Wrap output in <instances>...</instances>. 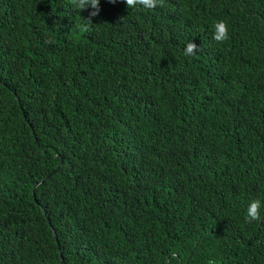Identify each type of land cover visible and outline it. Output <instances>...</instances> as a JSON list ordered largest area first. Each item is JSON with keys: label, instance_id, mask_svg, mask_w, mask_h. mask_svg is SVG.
Returning <instances> with one entry per match:
<instances>
[{"label": "trees", "instance_id": "trees-1", "mask_svg": "<svg viewBox=\"0 0 264 264\" xmlns=\"http://www.w3.org/2000/svg\"><path fill=\"white\" fill-rule=\"evenodd\" d=\"M88 15L0 0V264H264V0Z\"/></svg>", "mask_w": 264, "mask_h": 264}, {"label": "clouds", "instance_id": "clouds-1", "mask_svg": "<svg viewBox=\"0 0 264 264\" xmlns=\"http://www.w3.org/2000/svg\"><path fill=\"white\" fill-rule=\"evenodd\" d=\"M71 5L78 11L89 10L88 20L91 21L92 17L99 15L101 11V0H69ZM108 3L116 4L118 0H107ZM128 8L143 7L145 9H155L158 6H163L164 0H123ZM82 31H89V25L85 24ZM213 39L218 43H224L229 39L228 25L224 21H218L214 25ZM46 43L51 41H45ZM198 46L190 41L185 46V55H195L197 53ZM261 201L259 199L252 200L246 212V221L252 223L253 221H264V216L261 214ZM58 246V243H57ZM59 252V251H58ZM60 253V252H59ZM61 261V257L59 262ZM59 264V263H57ZM209 264H216V261L210 260Z\"/></svg>", "mask_w": 264, "mask_h": 264}, {"label": "water", "instance_id": "water-1", "mask_svg": "<svg viewBox=\"0 0 264 264\" xmlns=\"http://www.w3.org/2000/svg\"><path fill=\"white\" fill-rule=\"evenodd\" d=\"M35 185H36V183H35ZM52 230V229H51ZM52 233H53V235H54V231L52 230Z\"/></svg>", "mask_w": 264, "mask_h": 264}]
</instances>
